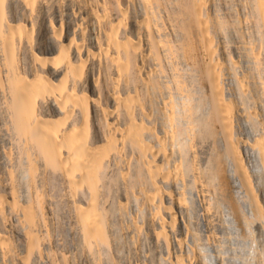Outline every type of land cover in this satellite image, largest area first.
<instances>
[{
  "label": "bare ground",
  "instance_id": "obj_1",
  "mask_svg": "<svg viewBox=\"0 0 264 264\" xmlns=\"http://www.w3.org/2000/svg\"><path fill=\"white\" fill-rule=\"evenodd\" d=\"M216 218L264 264V0H0V264H229Z\"/></svg>",
  "mask_w": 264,
  "mask_h": 264
},
{
  "label": "rangeland",
  "instance_id": "obj_2",
  "mask_svg": "<svg viewBox=\"0 0 264 264\" xmlns=\"http://www.w3.org/2000/svg\"><path fill=\"white\" fill-rule=\"evenodd\" d=\"M221 217H222V218H221ZM219 218H220L221 220L224 219L223 222H225V219H226V218H225L223 215H222V216L220 215ZM219 218L213 219V220H214V221L212 220L213 223H211V221H210L211 225H210V223H207V222H206V224H204V225H203V224H200V225H201V226H200V225H199V221H198V223H196L197 225H195V226H196L195 228H199L198 230H200V228H202V229L204 228V231H203L202 229H201V230L203 231V233L205 232V234L201 233L200 231H198V233L200 232L199 234H203V235H206V234H207L208 239H209V238L212 236V234L214 233L215 228L217 229V230H216L217 232L215 231V233H217V235L214 233L213 235H214L215 237L212 236V237L210 238V240H209V241L212 240L211 243H209V241H207L208 239H207L206 241H207V244H208V245H212V244L214 243L213 246H219V247H222V248H221V249H222V253L224 252V253L222 254V256H224V258L226 259V261H228L227 259L230 260V258H232L230 261L233 260L236 264H256V263H257V259H256V258H257V256H258V253H257V252L259 251L258 248H257V246L259 247V244H257V242H258L257 238H256V237L254 238L253 234H252V235L250 234V235L253 236V237H251L250 235H249V237L245 236L244 238L247 240V245H248V247H247V245H246L247 248H245V250H244L243 252L240 251L239 249H237V251H236L237 245H232V244H230V242L232 243V240L234 239L233 236H235V235L232 234V233H227V235H225V234L222 233L221 229H222V226H223L225 223L222 224V222H220ZM216 220H217V221H216ZM215 222H216V223H215ZM202 223H203V222H202ZM214 224H215L216 226H218V225L220 224V225L218 226L219 229H218ZM205 225H206V226H205ZM209 225L212 226V227H210ZM213 225H214L215 227H214ZM198 226H199V227H198ZM203 226H204V227H203ZM220 226H221V227H220ZM224 226H225V225H224ZM206 227H207V229H206ZM210 228H211V229H210ZM212 228H213V229H212ZM208 229H209V230H208ZM205 230H206V231H205ZM213 230H214V231H213ZM219 230H220L221 232H220ZM196 231H197V230H196ZM207 231H208V232H207ZM206 232H207V233H206ZM212 232H213V233H212ZM218 233H219V234H218ZM222 234H223V235H222ZM228 234H230L231 237H230ZM231 234H232V235H231ZM209 236H210V237H209ZM216 236H218V237H216ZM219 236H221L223 239H222L221 237H219ZM224 236H227L228 238H230L229 240H231V241H229L228 238L226 239V237H225V239H224ZM207 237H206V236H205V237L203 236V238H205V239H206ZM213 238H214V239H213ZM247 238H248V239H247ZM250 238H252L253 241H252V239L249 240ZM64 239H65V238H64ZM205 239H204V240H205ZM216 239H217V240H216ZM221 239H222V240H221ZM254 239H256V240H254ZM213 240H214V242H213ZM215 240H216V241H215ZM220 240H221V241H220ZM223 240H225V241H224V244H225L226 242H228V241H229V242L226 243V244L224 245V244H222V243H223ZM226 240H227V241H226ZM248 240H249V241H248ZM217 241H219V244H217V243H218ZM212 242H213V243H212ZM220 244H221L222 246H221ZM227 244H228V245H227ZM229 244H230V245H229ZM230 246H231V249H233L234 252L230 249L231 251H230V253H229V250L226 251V250L224 249V248H226V247H227V249H229ZM232 246H233V248H232ZM234 246H236V247H234ZM124 248H126V247H124ZM126 250H127V251H126ZM238 250H239V252H238ZM124 251H125V253H124ZM128 251H129V250L126 248V249H124V250H121V253H120V258L123 257V261H122V258H121V261H122V262L125 261L124 264H137V262H138V264H141V263H142V264H144V263L146 264V263L149 262V260H150V262H149L150 264H152V262H154V260H155L156 262L153 263V264H158V263L162 264V263L164 262V261L162 262V256H161L160 254L155 255V253H154V254L152 253V256H153V257L155 256V257H154V258H152V257L149 258V257L151 256V254H150V256H149V254H148V253L145 254V252H144V254L142 253L144 256L141 254V256L139 257V259L133 258L135 261L132 262L133 259H131V255H130V253L128 254ZM226 252H227V255H228V256H227V255H226V256L224 255ZM231 252H233L234 254L232 253V255H231ZM236 252H237V253H236ZM256 253H257V254H256ZM147 254H148V255H147ZM235 254H236V257H234ZM237 254H238V255H237ZM125 255H127V256H125ZM128 255H129V258H126V257H128ZM159 255H160V256H159ZM230 255H231L232 257H231ZM124 256H125V258H124ZM145 256H146V257H145ZM147 256H148V257H147ZM158 256L161 257V259H160ZM237 256H238V257H237ZM240 256H241V258H239ZM144 257H145V258H144ZM226 257H228V258H226ZM141 258H142V260H143V259H146V260H143V261H142ZM147 258H148V259H147ZM233 258H234L236 261H235ZM237 258H238L239 260H238ZM126 259H127V260H126ZM129 259H130L131 261H130ZM152 259H153V260H152ZM156 259H157V260H156ZM138 260H139V261H138ZM141 261H142V262H141ZM144 261H146V262H144ZM147 261H148V262H147ZM230 261H228V263H229ZM237 261H238V263H237ZM241 261H242V262H241ZM119 262H120V261H119ZM122 262H121L120 264H123ZM131 262H132V263H131ZM134 262H135V263H134ZM143 262H144V263H143ZM234 262H231V263L233 264ZM149 263H148V264H149ZM231 263H229V264H231Z\"/></svg>",
  "mask_w": 264,
  "mask_h": 264
}]
</instances>
